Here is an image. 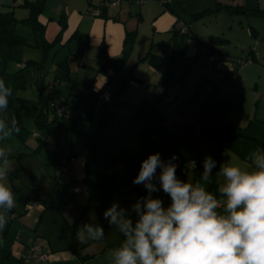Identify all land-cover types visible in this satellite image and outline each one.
<instances>
[{
    "label": "rangeland",
    "instance_id": "374dc122",
    "mask_svg": "<svg viewBox=\"0 0 264 264\" xmlns=\"http://www.w3.org/2000/svg\"><path fill=\"white\" fill-rule=\"evenodd\" d=\"M206 2L210 3L208 0H185L190 11L200 10L201 6H206ZM184 17L194 34L203 43L213 46L220 52L235 56L234 59H245L249 49L253 48V44L247 36V28L251 26L249 24H253L257 29L258 26L261 30L263 28L264 33V20L254 16H230L221 11L216 19L215 15L198 20L193 19L190 14L184 15ZM249 19H252L254 23H249ZM229 24L232 25V29ZM23 29L27 28L19 27V31L25 32ZM259 32L262 35V31ZM210 35L227 37L229 41L211 43L208 38ZM261 35L259 36V44L255 46L259 57L241 68L238 67L237 71L227 74L225 80L223 79L224 81L219 83L215 89H212L211 81H206L202 85L206 91V97L202 102L194 94L196 85L194 81L188 80L191 77L190 75L187 76L189 73L186 75L185 85L181 88V93L191 100L188 101L184 109L179 108L177 110L179 119L173 120L178 126L173 127V131L185 143H189L190 137L193 136L191 158L196 160L203 161L206 156H211L214 159L219 144L222 149L218 157L216 172L219 170L220 164L227 161L237 162L242 167H248L250 162L246 159L247 156L255 151L257 147L264 149L260 145L264 142V40H262ZM221 44L224 45L223 49L220 47ZM145 51L144 49V51L141 50L136 53V50H134L133 52L130 51L128 55L127 67L132 69L134 75L140 69L148 67L147 61L143 64L141 61H137ZM41 52L40 49L26 45L22 49V58L38 59ZM81 52L80 47L75 48L67 45L64 48L60 46L53 47L46 54L45 64L48 71L42 91L46 94L48 102L50 91L47 89V84L53 83V77L56 74H54L52 68L57 67V62L61 58L69 56L72 81L68 83L73 85L72 91L68 87V83L57 79L54 82L58 90H55V92L58 93L60 90V96L67 100L65 103L66 108L71 109L69 116H59L46 126H39L35 120L40 108V91L36 84L19 88L17 91V96L29 101L24 104L16 103L10 109L0 111V116L6 117L8 120H11L14 116L20 125L29 130L23 141L14 136L12 140L2 142L10 144L13 148L12 155L14 156L9 157L10 170L18 169L16 177L11 180L8 175L7 178V182L16 197V207L12 209L15 216L22 219L29 233L32 234V229L37 226L39 234H42V232L47 233L52 238L56 237L59 241H63L65 237L62 238V236L66 234L68 229L66 241H69V244L75 250H79L81 244L76 239L77 228L85 223L100 225L104 229V241L110 243L117 239L113 247L118 246L123 240L119 231L105 220L103 210H87L85 213L82 211L84 208L82 204L97 203L100 200V192L94 187L97 173L95 164H91L88 169L85 167L87 154L85 134L100 129L95 162L105 165L111 162L118 146L124 147L130 152L136 151L138 131L142 124L141 119L134 115L135 108L126 101L120 100L117 103L115 102L117 105H112V115L100 126L101 114L99 107L102 101L99 95L89 88L95 72L92 65L85 66L82 65V61L77 60L75 54H81ZM168 53L169 49L164 53L165 61ZM195 53L196 47L187 44L186 54L193 55ZM139 64L140 66L136 68ZM17 68L18 64L15 62L8 63L6 67L7 71L10 72ZM241 70L242 73L245 70L247 71V77L243 78L239 74ZM236 73H238L237 77H235ZM183 74L184 72L179 66L177 75ZM109 82L111 85H106L104 91L116 94L119 91L120 76L116 74ZM127 85L122 89H127L123 96L132 92V89L128 88ZM143 85L145 84L140 86L142 96L151 98V90H144L146 88ZM154 85H151V87L157 89ZM174 86L179 89L178 86L180 85ZM78 89L80 90L79 93ZM226 103L228 109H224ZM246 112H249V114H246L242 126L232 123L231 120L239 118L242 113L245 114ZM221 115L222 119H220ZM251 118L252 124L249 125ZM36 133L39 134V137L35 135ZM38 139L46 140V144L36 149L39 143ZM146 140L147 144L155 149L163 147L159 140H152L149 136ZM17 155L20 156L17 157ZM69 157H72V159ZM200 169V171H195L194 168L189 167L184 171H178L177 176L181 180L195 182L199 179L203 167ZM122 170L123 167L120 163L114 164L108 169L109 172H120ZM74 184L81 188L80 192L73 191ZM138 190L143 193L139 194L137 190H133L130 186L119 187L109 196L104 211L113 202H118L120 206L130 209L137 198L146 195L143 185H139ZM153 195L159 196L164 201L165 206L170 202L169 197L162 191ZM37 198L49 203L45 212L42 211L43 208L35 200ZM26 201L28 205H25ZM79 217L78 227H75L72 224ZM66 220L70 225L66 223ZM20 227L25 228L22 225ZM102 243L104 242L102 241Z\"/></svg>",
    "mask_w": 264,
    "mask_h": 264
},
{
    "label": "clouds",
    "instance_id": "9594fccd",
    "mask_svg": "<svg viewBox=\"0 0 264 264\" xmlns=\"http://www.w3.org/2000/svg\"><path fill=\"white\" fill-rule=\"evenodd\" d=\"M12 95L13 88L0 78V111L7 110ZM20 131L14 116L0 118V232L16 207L7 182L13 148L2 142ZM176 159L150 154L132 181L143 185L146 195L130 209L113 202L104 211L105 220L123 237L118 246L107 249L105 264H264V149L257 147L247 156L248 167L221 163L214 191L209 185L217 162L211 156L203 159L195 182L177 176ZM161 191L170 199L167 206L153 195ZM103 238L98 224L85 223L76 231L82 244Z\"/></svg>",
    "mask_w": 264,
    "mask_h": 264
},
{
    "label": "crops",
    "instance_id": "0c3cea01",
    "mask_svg": "<svg viewBox=\"0 0 264 264\" xmlns=\"http://www.w3.org/2000/svg\"><path fill=\"white\" fill-rule=\"evenodd\" d=\"M26 1L35 0H0V11L12 9L17 19H23L29 14L28 7L24 5ZM208 1H210V3L208 4L206 2V6H201L200 10L190 11L185 3V0H145L142 4H139L135 0H122L119 4L112 3L111 0H44L41 12L38 15V20L43 26L44 39L52 43V46L47 50V53L56 46H60L62 48L66 47L67 45L74 46L75 48L80 47V49L82 50L81 54H75L77 60L82 61V65H92V69L95 72L89 88L92 85H97L105 90L106 85H111V83L109 82L110 79L112 77L114 78L115 75L118 74L112 68H109L106 73L98 72L99 67L104 62L105 56L111 58L116 64H118L120 63L123 50L128 51L129 53L130 51L133 52L134 50H136L137 53V51H144V49L147 51L151 46L153 53L155 55H158L160 58L159 67H156L154 64L147 61L148 67L146 69H140L136 72L137 74H135V76L142 82L130 80L127 86L128 88L132 89V92L126 94V96H123L124 92L127 90L125 89L121 90L118 96L115 95L116 98L114 99L113 103L114 106L117 105L115 104V102L117 103V101L123 100L135 108L136 105L141 101V99L146 98L142 96L143 93L140 91V86H142V84H145L143 85L146 88L144 90H151V98L154 92L156 90H159V87L155 89L152 88L151 85H154L158 82L160 73L165 70L169 64V59L172 51V28L174 27V23L177 18H181L186 21L184 15H192L204 9H213L218 4L238 5L243 8H264V0ZM90 7L97 9L99 13L93 14L89 12L88 9ZM221 11L226 12L230 16H247L245 12H238L236 10L229 12L228 10L221 8L219 10H214L211 14L208 13L203 17L206 18L215 15L216 19ZM249 20V23H254L252 19ZM62 23H65V26L63 27L61 34L57 39L56 36L61 29ZM249 25L251 26L247 28V36L251 40L250 42L253 44V48L249 49L247 55L251 54L253 55L254 59H257L259 57V53L255 46L259 44V36L261 35L259 31H262L261 38L262 40H264L263 28L261 30V28L258 26V30L257 27H255L253 24ZM19 27H25L27 29H23V31L25 32H22L19 31ZM250 27H252L253 29H250ZM230 28L232 29V25L230 26ZM15 30L18 34L26 38L29 44L28 46L40 49L39 47L32 46L35 40V33L30 25H28L26 22H18L16 24ZM129 32H134L133 39L131 42L126 43V34ZM254 32L256 33V35L253 34ZM192 33L194 34L193 31ZM195 36L197 37V35ZM223 39L229 41V38L227 37H224ZM128 44L129 49L127 50L126 46ZM223 46L224 45L221 44L220 47L223 49ZM209 47L212 48L213 51H216L219 56H222V58L211 62L204 54L197 55V62L195 66L187 75L191 76L188 80L194 81L197 89L200 85H204L206 81H211L212 89H215V87L219 83L225 80V76L227 74L235 72L239 69L235 66V63H232L234 61L233 57L235 56H231V54H228L226 52H220L211 45H209ZM167 49H169V53L165 61L164 53ZM43 55L44 53L41 52V56L35 60L41 59ZM69 60V56L67 55L57 62V67L54 66L52 68L54 74L56 73L53 77V83L56 81V79L61 82L63 81L64 83L72 81V78L70 77ZM128 60L129 58H127L126 65L128 63ZM145 62L146 61L142 62V64ZM164 62L165 66L163 67ZM139 66L140 64L137 65L136 68H138ZM161 69L162 71H160ZM246 72L247 71L245 70L242 73L241 70L239 74H241L243 78H245L247 77ZM43 74H45L46 77L47 72L42 73V75ZM38 76L39 74L32 73L31 83H33V81H35ZM237 76L238 73L235 74V77ZM44 81L45 78L43 80V83H45ZM185 83L183 85H185ZM54 85V90L58 91L56 84ZM182 86H178L179 89H177L175 86L171 87L168 90V98L160 103V108L164 111V113L166 114V119L170 123L175 122V120L173 119H179V113L177 112V110L179 108L184 109V107H186V105L188 104V101L191 100L190 98H186L181 93ZM68 87H70L72 91L73 85H69L68 83ZM79 92L80 90L78 89V93ZM54 94L60 95V90L58 93L54 91ZM246 114H249V112H246L245 114L242 113L239 118L231 120L232 123L238 126H242L243 121L246 119ZM251 124L252 118L249 121V125ZM201 167L203 166H198L197 171H200ZM16 174L17 173L11 174L10 170L9 178L12 180L14 177H16ZM99 199H101V192ZM99 202H88L86 205L82 204V207H84L82 209L83 213L87 212V210H103L102 212H104V208H106L107 205L102 208H96L95 206L98 205ZM37 203L41 208H43V205L39 204L38 200ZM25 205H28L27 201L25 202ZM38 205L37 208L39 207ZM42 211L45 212L44 209ZM9 213L10 215H8L7 236L5 235L6 237L3 240L1 239L0 234V264H105V252L107 251V249L112 248L114 246V243H116L115 241L117 240L115 239L110 243L104 241L105 238L99 241H88L83 244L81 243L80 249L75 250L71 247L69 241H66V239L68 238V229L66 231V234L62 236V238L65 237L63 241L57 240L56 237L52 238L44 232H42V234H39V232L37 231V226L32 229L31 232L33 233L31 234L26 229V224L22 222V219L20 217L15 216L13 210H11ZM67 221L68 220H66V223H68ZM79 221L80 217L75 220L72 225L78 227L77 225ZM20 225L25 228L22 229ZM102 241L104 243L101 244ZM32 245H37L43 250L49 249L50 252L47 263L46 261L38 258H30L27 260L25 259V257L29 253L30 246Z\"/></svg>",
    "mask_w": 264,
    "mask_h": 264
},
{
    "label": "trees",
    "instance_id": "16d2710c",
    "mask_svg": "<svg viewBox=\"0 0 264 264\" xmlns=\"http://www.w3.org/2000/svg\"><path fill=\"white\" fill-rule=\"evenodd\" d=\"M136 1V0H135ZM44 0H35V1H26L24 3L25 6L29 9V14L27 17L23 19H17L12 9H6L0 11V78L4 79L6 84L10 85L13 88V95L9 98V105L8 109L14 106L16 103L24 104L25 102L29 101L27 99H23L17 96V91L19 88H25L30 86L31 84H36L42 73L47 72L46 68V55L47 50L52 46V43L46 41L43 36V26L38 20V15L41 12V8L43 5ZM224 8L229 12L238 11V12H245L247 16H257L264 20V8L254 7V8H243L238 5H220L218 4L213 9H204L200 12H196L192 14V18L198 20L205 16L208 13H212L214 10H219ZM181 19L177 18L176 20ZM183 20V19H181ZM186 25V30L182 31L179 30L177 27H173V32L171 35L172 40V51L169 59V64L165 70L160 73L159 80L154 87L158 88L152 96V98H143L135 107L134 115L138 116L141 121V127L138 131V147L135 152H130L124 147L118 146L116 153L114 154L111 162L109 164L101 165L95 162V157L98 151L99 145V130L97 131H89L85 134V145L87 147V154L85 158V167H88L91 164H95V168L97 170V178L94 184V187L97 188L101 192V199L96 208H102L107 205L109 196L114 191L118 190L121 186H130L133 190H137L140 193L139 185H134L132 183L133 178L138 174V171L141 166V162L146 159L150 154L160 153L161 158L165 161H168L174 155L177 159L178 167L177 172L180 168L186 170L188 167V161H195V171H197V167L202 165V160H196L191 158L192 154V137H190L189 143H185L178 135H176L173 131V127L177 123L175 122H168L166 119V114L160 108V103L168 98V90L171 86L180 85L182 86L185 82L186 75L191 71V69L195 66L197 62V55H187L186 54V47L187 44L192 45L187 42L188 37H193L198 39L202 42L198 37H196L189 25L185 20H183ZM18 22H26L28 25L32 27L35 33V40L32 46L39 47L42 52L44 53L43 57L39 60L35 59H23L22 58V49L24 46L29 45L26 38L20 34H18L15 30L16 24ZM175 24V23H174ZM65 23H62L61 29L56 36L57 39L59 38L61 31ZM252 27H250L251 29ZM253 29V28H252ZM134 32H129L126 34V43L131 42L133 39ZM256 35V33H253ZM209 40L211 42H224L225 39L219 36H209ZM203 43V42H202ZM206 44V43H204ZM209 46L208 44H206ZM128 51L123 50L122 57L120 63L116 64L111 58L105 56L103 64L99 67L98 72L106 73L109 68L114 69L120 76V86L119 91L116 94H110L111 97L108 101H102L99 107L100 109V126L108 119L109 116L113 113L112 105L114 103L115 95H118L120 91L130 82V80H135L136 82H142L139 78H137L133 73L132 69L127 67L126 62L128 58ZM201 55V54H200ZM250 58V61H254L253 55H247L245 57ZM244 59V58H240ZM138 62L148 61L154 64L156 67H159L160 58L158 55H155L152 52V47L150 46L146 53L138 58ZM15 62L18 64V68L13 72L7 71L6 67L8 63ZM63 66V65H62ZM181 66L182 71L184 72L183 75H177V68ZM32 73H37L39 76L33 83H31V76ZM44 83L39 88V102L40 108L36 116V122L39 126H46L49 124L50 121L55 120L57 117L51 116V106L50 102H48L46 94L43 93ZM92 86L90 87V89ZM201 90V92H200ZM53 92L50 93V97L58 96L55 95ZM205 92L204 98L206 97V91L204 90L203 86L200 85L198 89L194 90V94L197 96L199 100V95L202 92ZM67 102V101H66ZM224 109H228L227 103L224 105ZM223 109V110H224ZM6 111V110H5ZM0 118H5L0 116ZM222 119V115L221 118ZM99 126V127H100ZM181 126V125H180ZM21 129L19 135L17 137L20 140H24L29 133V130L24 126L19 124ZM237 134V133H236ZM151 137L152 140H159L163 147L155 149L153 146L147 144V137ZM38 137V136H37ZM39 143L37 144L36 149L40 148L41 146L46 144V140L38 139ZM264 147V142L260 144ZM222 147L218 144L214 160L217 162L218 157L220 154V150ZM20 155H17L19 157ZM120 163L123 167V170L120 172H109L108 169L112 167L114 164ZM217 166V165H216ZM18 169L11 170V174L17 173ZM87 171V170H86ZM159 172V169H158ZM87 173V172H86ZM216 168L213 169V183L209 185L210 190H215L216 184ZM39 204L43 205V209L49 206V203L45 200L37 198ZM133 218H135V214L133 213ZM8 232V225L0 232L1 239H5ZM6 235V236H5Z\"/></svg>",
    "mask_w": 264,
    "mask_h": 264
},
{
    "label": "built area",
    "instance_id": "2783aa9c",
    "mask_svg": "<svg viewBox=\"0 0 264 264\" xmlns=\"http://www.w3.org/2000/svg\"><path fill=\"white\" fill-rule=\"evenodd\" d=\"M122 0H111L112 3H116L119 4L121 3ZM139 4H142L145 0H136ZM89 12L93 13V14H98V10L94 9L92 7H90L88 9ZM175 27H177L179 30L185 31L186 30V25L185 22L181 19H178L175 21L174 24ZM187 42L194 45L196 47L197 53L199 54H204L209 61L213 62L216 61L219 58H222V56H219V54L216 51H213L212 48H210L209 46H207L206 44L200 42L198 39H195L193 37H188L187 38ZM250 62V58H246V59H234V61L232 63H235L236 67H241L243 65H245L246 63ZM54 83H48L47 84V89L50 91V93L53 92L54 89ZM91 90H93L94 92H96L100 99L102 101H108L111 97L110 93L108 91H104L101 87L97 86V85H92ZM205 96V92L203 91L200 95H199V101H201ZM66 99L64 97H58V96H52L49 100L50 102V106H51V112L50 115L54 116V117H67L69 116L71 109H67L65 106L66 103ZM36 136H38L39 134L36 133ZM70 159H72V157H69ZM192 165V161L189 160L188 161V167H191ZM179 171H184L182 168L179 169ZM74 192H79L81 191V188L79 186H74L73 188ZM49 249H45L43 250L42 248H40L37 245H32L30 246L29 249V253L27 254V256L25 257V259H30V258H38L41 259L43 261H48V257H49Z\"/></svg>",
    "mask_w": 264,
    "mask_h": 264
},
{
    "label": "water",
    "instance_id": "95a60500",
    "mask_svg": "<svg viewBox=\"0 0 264 264\" xmlns=\"http://www.w3.org/2000/svg\"><path fill=\"white\" fill-rule=\"evenodd\" d=\"M126 49H127V50L129 49V44L126 46ZM44 78H45V74H43V75L40 77V79H39V81H38V83H37V88H40V87H41Z\"/></svg>",
    "mask_w": 264,
    "mask_h": 264
}]
</instances>
